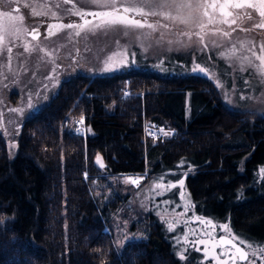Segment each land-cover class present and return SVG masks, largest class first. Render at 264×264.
<instances>
[{
  "label": "trees",
  "instance_id": "obj_1",
  "mask_svg": "<svg viewBox=\"0 0 264 264\" xmlns=\"http://www.w3.org/2000/svg\"><path fill=\"white\" fill-rule=\"evenodd\" d=\"M68 116L85 119L84 139L72 124L64 129ZM145 122L173 133L153 140ZM15 144L10 157L0 134V264H202L198 247L178 253L176 232L151 212L143 237L118 248L110 213L126 194L96 198L90 183L101 172L183 180L195 215L226 219L240 240L264 244V179L255 176L264 165V115L228 109L199 74L60 79L19 122Z\"/></svg>",
  "mask_w": 264,
  "mask_h": 264
},
{
  "label": "rangeland",
  "instance_id": "obj_2",
  "mask_svg": "<svg viewBox=\"0 0 264 264\" xmlns=\"http://www.w3.org/2000/svg\"><path fill=\"white\" fill-rule=\"evenodd\" d=\"M175 2L194 3L197 0ZM17 4L18 11H15L14 5ZM26 4L29 6L25 7ZM125 4L139 8L142 0H118V6ZM101 10L108 9L100 8L94 0H12L6 6V11H10L13 17H23L22 21H13L16 28L6 35L4 26L7 20L0 16V37L3 38L0 39V134L10 157L16 149L19 122L54 94L60 79L75 74L94 77L129 72L130 69L166 75L199 74L213 83L220 101L228 109L264 115V30L258 33L257 28L246 22L233 27L232 9L225 8L224 11L232 15L223 16L219 8H208V13L214 17L211 24L204 15L205 9H200L207 47L198 43L199 37L194 34L201 32L199 25L183 23L185 13L176 8L156 10L162 12L156 16H141L135 11L126 14L130 19L146 21L142 28L115 25L89 30L90 26L84 25L81 28L56 27L52 34L48 32L50 24L59 26L75 22L83 25L81 17L74 14L76 12ZM142 10L150 12L147 7ZM0 11L4 9L0 8ZM252 14L251 22L258 24L261 18ZM85 19L93 20V17L86 16ZM99 19L95 18L93 22H99ZM224 19L230 23H221ZM147 24H152L153 28H148ZM32 27L40 30V37L36 40L26 34ZM222 32L230 35L223 36ZM233 49L235 54L229 55ZM80 117L83 119L82 116H68L64 129H69ZM144 127L153 140L155 133L160 137L173 133L170 127H157L148 122ZM96 162L102 165L100 159ZM146 174L109 175L101 172L91 180L92 194L103 203L118 200V188L126 194L110 213L111 236L118 248L126 241L143 237L147 213L151 212L168 233L176 232L178 253L198 247L202 264H233L228 259V255L234 256L231 250L214 243V237L219 234L229 235L242 244L249 253L248 264L250 260L258 262L262 258L264 252L260 250L264 249V244L240 240L226 219L210 222L195 215L180 180L172 181L160 175L146 182ZM255 176L257 180L264 179V165L257 169ZM169 184L175 186L169 187ZM174 189L175 196L172 195ZM104 229L109 232L107 226Z\"/></svg>",
  "mask_w": 264,
  "mask_h": 264
},
{
  "label": "snow or ice",
  "instance_id": "obj_3",
  "mask_svg": "<svg viewBox=\"0 0 264 264\" xmlns=\"http://www.w3.org/2000/svg\"><path fill=\"white\" fill-rule=\"evenodd\" d=\"M12 0H0V8H4L7 5H10ZM67 2V0H66ZM94 2L102 9H108V10H101V11H95V12H76L74 14L78 15L81 17L83 20V25L77 24L75 22L69 23L67 25H53L50 24L48 26V32L49 34H52V29L56 27H67V28H81L84 25L90 26L89 30H95L99 28H110L115 25H124L125 27H131V28H142L145 26L147 23L146 21L142 23L141 20L138 19H130L126 15L130 11H135L141 16H147L149 14L156 16V15H161L162 12L156 11V10H162V9H172L176 8L178 10H182L185 15L183 17L182 22L189 24V25H199L201 32H196L194 33L196 36L199 37V40L197 41L200 44H204L205 47H207V44L205 43L204 40V35L202 34L205 25L201 20L200 17V9L204 8V15L208 16V23L211 24L214 22V17L208 13L207 9L208 8H213L217 9L219 8L221 10V14L223 16H229L232 15L231 12H225V8H230V9H251L252 12H244L243 15L247 17V19L252 20L253 14L252 13H258L259 17L261 18L260 23L254 24L253 28H264V0H223V2H219V0H212L211 3H209V0H203V2H197L194 3H176L175 0H172V2H167V0H142L141 7L137 8L133 4H125L118 6V0H94ZM29 5H25V7H28ZM144 7H147L150 12H145L142 9ZM122 8V11H121ZM18 11V9H17ZM0 16L6 17L7 22L4 26L5 34L7 35L8 33H11L14 31L16 28L15 23L13 21H22L23 17H13L11 15L10 11H0ZM86 16H91L93 17V20H88L85 19ZM95 18H100L99 22L94 23L93 21ZM221 23L228 24L230 23L227 19H224L220 21ZM231 23H235V19L231 21ZM148 28H153L152 24H147ZM165 27H167L165 25ZM251 29H244V31H250ZM217 32H219V29H216ZM215 34V33H213ZM223 36H228L230 35L228 32H222L221 33ZM38 35V31L36 29H33V37ZM0 39H3L0 37ZM218 46V45H217ZM12 49L9 47L8 52L11 54ZM27 51V49H26ZM264 51V49H262ZM224 53H222L223 55ZM229 55H234L235 54V49H233ZM255 54V53H253ZM199 67V65H197ZM131 71H135V69H130ZM195 71V69H194ZM200 71H204V69H200ZM15 111V109H13ZM38 114V113H36ZM97 161L99 162V157H97ZM179 184L183 186L184 181L180 180ZM175 185L169 184V187H174ZM222 239V238H221ZM261 252H264V249L260 250ZM221 255H228L226 253H221ZM183 259V257H181ZM239 259H245V254L240 253V256L238 257ZM228 259L233 261V264H235V261L237 257L228 255ZM249 264H255V261H249Z\"/></svg>",
  "mask_w": 264,
  "mask_h": 264
},
{
  "label": "water",
  "instance_id": "obj_4",
  "mask_svg": "<svg viewBox=\"0 0 264 264\" xmlns=\"http://www.w3.org/2000/svg\"><path fill=\"white\" fill-rule=\"evenodd\" d=\"M14 9H16V6H14ZM33 29H36L38 31V35H36L35 38L33 37ZM27 34L29 38L31 37L33 40H36L40 37V30L37 27H32L29 29V32ZM214 243L217 244L220 248L227 247L228 249H230L234 257H237V262L244 263L247 261L249 253H247V250L242 246L240 242H238L231 236L226 234H219L214 237ZM241 252L245 254V259L238 258Z\"/></svg>",
  "mask_w": 264,
  "mask_h": 264
},
{
  "label": "flooded vegetation",
  "instance_id": "obj_5",
  "mask_svg": "<svg viewBox=\"0 0 264 264\" xmlns=\"http://www.w3.org/2000/svg\"><path fill=\"white\" fill-rule=\"evenodd\" d=\"M14 6H16V9H14L16 11L19 6H18V4L14 5ZM3 9H4V11H6V7H4ZM232 10H233V14H234L232 20L235 19V23H231V25H233V27L235 25H238L240 27V25H242L245 22L250 24L251 26H253L255 24L254 22H251V20L247 19V17L245 15H243L244 12L250 13V11L248 9H232ZM255 15H258V13H256ZM6 20H7V18H6ZM257 29L258 30H256V31H258V33L264 30V28H257ZM258 33H257V36H258ZM235 264H238V262L236 261Z\"/></svg>",
  "mask_w": 264,
  "mask_h": 264
},
{
  "label": "built area",
  "instance_id": "obj_6",
  "mask_svg": "<svg viewBox=\"0 0 264 264\" xmlns=\"http://www.w3.org/2000/svg\"><path fill=\"white\" fill-rule=\"evenodd\" d=\"M72 133L75 135V136H79L81 138H85L86 137V130H85V121L84 119H82L81 117L80 118H77L76 121L73 122V126H72Z\"/></svg>",
  "mask_w": 264,
  "mask_h": 264
}]
</instances>
